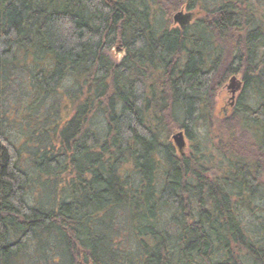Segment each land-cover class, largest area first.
<instances>
[{
	"label": "trees",
	"instance_id": "obj_1",
	"mask_svg": "<svg viewBox=\"0 0 264 264\" xmlns=\"http://www.w3.org/2000/svg\"><path fill=\"white\" fill-rule=\"evenodd\" d=\"M196 2L0 0V264H264V30L247 0L173 22Z\"/></svg>",
	"mask_w": 264,
	"mask_h": 264
},
{
	"label": "rangeland",
	"instance_id": "obj_2",
	"mask_svg": "<svg viewBox=\"0 0 264 264\" xmlns=\"http://www.w3.org/2000/svg\"><path fill=\"white\" fill-rule=\"evenodd\" d=\"M202 1H204V5H203L204 10L211 11L217 0H202ZM247 2H248L249 9L252 11V15L256 17L258 23L261 25L262 29L264 30V0H247ZM178 11L179 10L175 11L172 14V19H173V16L178 13ZM181 12H182L181 14L183 16H185L184 13L186 14V11L182 10ZM196 12H198V11H196ZM200 12H203V11L200 10ZM166 20H167L166 16L164 14H162L161 12H159L158 15L156 16V20H155V27L158 31H161L162 29L165 28ZM187 22H190V21H187ZM255 22H256V20H255ZM177 25H179V24H177ZM110 53H111L110 56L114 61H119L123 57V54H124L122 51H116V48H114ZM235 77L237 78L238 81L241 82L240 90L238 92H236L235 95H232L230 90H228L226 88L228 81L231 78L230 77L226 81V83L224 84L221 91H219V93L217 94V97H216L217 105H216L215 112H214L215 115H220L223 117L228 112H229L228 113V115H229L231 107H232L230 105V103L235 101V104H236V98L242 90L243 82L239 76H235ZM64 88H65V85L61 88L62 94L64 92L63 91ZM232 96H233V99H231ZM243 97L248 102V104L250 106L254 107L256 105L257 96L255 94V91L248 89L245 91ZM69 111H70V107L68 108L67 103H63L61 111H59L55 121L57 123H59V121L65 120L69 116L68 115ZM203 132L204 131L200 130V128H199V132H197V135H196L197 141L198 140L203 141L205 139V136H204L205 134ZM172 136H171V141H172ZM184 138H185V141H184L185 147L180 152V154H182V155L187 154L190 150V143L187 141L185 136H184ZM172 143H173V141H172ZM207 152L208 151H205L203 153L206 157H207ZM208 156L212 157V161L214 164H216L217 160H219V158L215 154V152L209 151ZM259 189H258L259 193L257 192V195H254L253 198L249 199L250 202H248V204L245 203L243 205V207L241 208V214H242L241 216H242V222L244 225V229L249 231L251 236H253L256 239H257V234H258L257 226H259V220L260 219L264 220V187L263 188L261 187ZM258 236H260V235H258Z\"/></svg>",
	"mask_w": 264,
	"mask_h": 264
},
{
	"label": "water",
	"instance_id": "obj_3",
	"mask_svg": "<svg viewBox=\"0 0 264 264\" xmlns=\"http://www.w3.org/2000/svg\"><path fill=\"white\" fill-rule=\"evenodd\" d=\"M109 2L110 0H106ZM187 17L183 16L181 13H177L176 15L173 16V22L175 24L183 25L187 21ZM116 51H121L119 47H116ZM228 90L232 93V95H235L236 92H238L241 88V82L237 80L235 76H232L228 84L226 86ZM172 141L177 149V151L180 153L184 147H185V138L183 132H177L172 136Z\"/></svg>",
	"mask_w": 264,
	"mask_h": 264
},
{
	"label": "flooded vegetation",
	"instance_id": "obj_4",
	"mask_svg": "<svg viewBox=\"0 0 264 264\" xmlns=\"http://www.w3.org/2000/svg\"><path fill=\"white\" fill-rule=\"evenodd\" d=\"M220 1L221 0H217L215 5L213 6L212 10L211 11H207V13L211 14L215 10L214 8L219 5ZM196 3H198V4L195 5L193 10H187L186 5L179 9L178 13H182L181 12L182 10L186 11V14L184 13V15L188 18L187 21H190V22L186 21V23H184L183 25H179L181 28H184V27L189 26L191 24H195V23L199 22L202 18L205 19L204 18V8L202 6V3H204V1L197 0ZM195 10L198 11V12H196ZM200 10L203 11V12H200ZM254 19L256 20V23H257V19H256L255 16H254ZM237 98H238V96H237ZM237 98H236V101H237ZM231 99H233V96H232ZM230 105L232 106L231 109H233L234 106H235V101L231 102Z\"/></svg>",
	"mask_w": 264,
	"mask_h": 264
},
{
	"label": "bare ground",
	"instance_id": "obj_5",
	"mask_svg": "<svg viewBox=\"0 0 264 264\" xmlns=\"http://www.w3.org/2000/svg\"><path fill=\"white\" fill-rule=\"evenodd\" d=\"M175 146V145H174Z\"/></svg>",
	"mask_w": 264,
	"mask_h": 264
}]
</instances>
